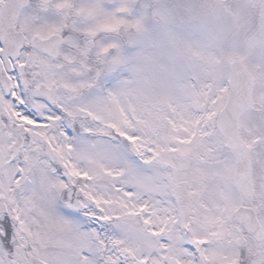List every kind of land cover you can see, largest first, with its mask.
Masks as SVG:
<instances>
[{"label":"snow or ice","instance_id":"obj_1","mask_svg":"<svg viewBox=\"0 0 264 264\" xmlns=\"http://www.w3.org/2000/svg\"><path fill=\"white\" fill-rule=\"evenodd\" d=\"M0 264H264V0H0Z\"/></svg>","mask_w":264,"mask_h":264}]
</instances>
